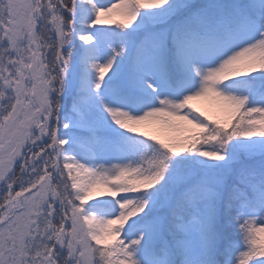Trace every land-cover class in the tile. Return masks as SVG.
<instances>
[{
  "label": "snow or ice",
  "instance_id": "snow-or-ice-1",
  "mask_svg": "<svg viewBox=\"0 0 264 264\" xmlns=\"http://www.w3.org/2000/svg\"><path fill=\"white\" fill-rule=\"evenodd\" d=\"M0 264H264V0H0Z\"/></svg>",
  "mask_w": 264,
  "mask_h": 264
},
{
  "label": "rangeland",
  "instance_id": "rangeland-1",
  "mask_svg": "<svg viewBox=\"0 0 264 264\" xmlns=\"http://www.w3.org/2000/svg\"><path fill=\"white\" fill-rule=\"evenodd\" d=\"M105 3L110 4V0H103ZM111 2H116V0H111ZM193 106L200 109L201 111H204L207 115L212 116L213 118H223L217 110L209 105L206 101H193ZM141 130H147L150 132H154L155 130L152 128H142Z\"/></svg>",
  "mask_w": 264,
  "mask_h": 264
},
{
  "label": "trees",
  "instance_id": "trees-1",
  "mask_svg": "<svg viewBox=\"0 0 264 264\" xmlns=\"http://www.w3.org/2000/svg\"><path fill=\"white\" fill-rule=\"evenodd\" d=\"M215 119V118H214Z\"/></svg>",
  "mask_w": 264,
  "mask_h": 264
}]
</instances>
